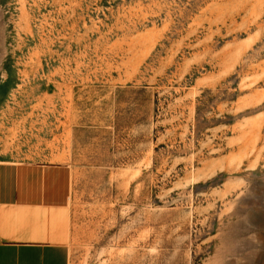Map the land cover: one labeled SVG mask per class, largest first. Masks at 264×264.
Here are the masks:
<instances>
[{
    "label": "rangeland",
    "instance_id": "374dc122",
    "mask_svg": "<svg viewBox=\"0 0 264 264\" xmlns=\"http://www.w3.org/2000/svg\"><path fill=\"white\" fill-rule=\"evenodd\" d=\"M64 158L70 264H264V0H0V160Z\"/></svg>",
    "mask_w": 264,
    "mask_h": 264
},
{
    "label": "crops",
    "instance_id": "0c3cea01",
    "mask_svg": "<svg viewBox=\"0 0 264 264\" xmlns=\"http://www.w3.org/2000/svg\"><path fill=\"white\" fill-rule=\"evenodd\" d=\"M76 170L66 158L0 160V264H70Z\"/></svg>",
    "mask_w": 264,
    "mask_h": 264
}]
</instances>
